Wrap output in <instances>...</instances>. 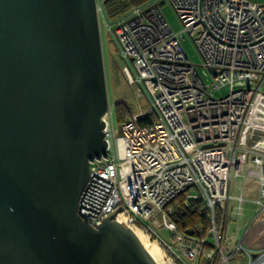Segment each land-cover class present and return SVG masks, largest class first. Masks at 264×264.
<instances>
[{
    "label": "built area",
    "instance_id": "1",
    "mask_svg": "<svg viewBox=\"0 0 264 264\" xmlns=\"http://www.w3.org/2000/svg\"><path fill=\"white\" fill-rule=\"evenodd\" d=\"M163 5L174 12L179 33ZM97 16L117 45L118 62L130 64L133 97L148 110L132 114L114 101L102 117L105 156L88 161L80 214L92 227L113 216L139 231L156 244L162 264H231L239 253L245 264H264V245H243L250 224L234 222L233 244L223 248L228 212L239 218L251 203L252 222L264 220V0H150L114 22L97 3ZM186 37L210 81L188 61ZM223 88L227 93L219 95ZM117 103L130 113L118 132ZM150 116L153 124H140ZM194 200L208 209L209 224L179 233L172 215ZM216 208L223 213L218 226Z\"/></svg>",
    "mask_w": 264,
    "mask_h": 264
},
{
    "label": "water",
    "instance_id": "2",
    "mask_svg": "<svg viewBox=\"0 0 264 264\" xmlns=\"http://www.w3.org/2000/svg\"><path fill=\"white\" fill-rule=\"evenodd\" d=\"M109 108L97 0H0V264H159L78 210Z\"/></svg>",
    "mask_w": 264,
    "mask_h": 264
},
{
    "label": "rangeland",
    "instance_id": "3",
    "mask_svg": "<svg viewBox=\"0 0 264 264\" xmlns=\"http://www.w3.org/2000/svg\"><path fill=\"white\" fill-rule=\"evenodd\" d=\"M99 1L97 0L98 4H100ZM162 10L172 30L176 33H179L181 30V26L174 12L172 11V9L166 5H163ZM100 37H101L102 52H103V59H104V70H105V77H106L107 94H108V100H109L110 106L114 101H120V102L123 101L128 105L132 114H137L140 111H147L148 103L146 101H140L138 103L135 97H133L131 89L127 85L126 76L129 75V73H131L130 64L127 61H124V66H123L122 64L118 62L117 55H119V53H118L117 45L113 40L110 39V35L105 30L103 22L100 26ZM181 44L185 52V55L188 58V61L195 66L197 73L202 77V79L205 82L210 81L207 71L201 66V59L199 55L197 54L191 39L186 37L184 38V40L181 41ZM115 83L117 84V87L118 86L119 87H118L117 92L112 94L111 90ZM226 93H227V88H223L221 89L219 95H225ZM113 125H114L115 131L118 132L117 125L115 123ZM235 182H236L235 178L232 177L231 185H230L231 194L236 193ZM199 229H205V227H202L200 225L197 228L198 232H200ZM261 230H264V228H261ZM261 233H264V232H261ZM158 234L165 241L169 242V237H168V233L166 230L164 229L158 230ZM229 236L230 234L228 235V233L225 236V239L223 242L224 249L231 247L233 244V241L232 239H229ZM143 238L145 239L147 243L152 244L156 247V244L155 243L153 244V242L149 241L144 235H143ZM160 263H161V260H160ZM231 264H245L243 254L239 253V255L237 256V259L232 261Z\"/></svg>",
    "mask_w": 264,
    "mask_h": 264
},
{
    "label": "trees",
    "instance_id": "4",
    "mask_svg": "<svg viewBox=\"0 0 264 264\" xmlns=\"http://www.w3.org/2000/svg\"><path fill=\"white\" fill-rule=\"evenodd\" d=\"M99 1V0H98ZM150 0H100L103 14L106 21L114 22L123 15L127 14L133 8L141 6ZM128 108L123 103L113 104L112 120L119 129L121 125L126 123L130 118ZM155 122V117L150 116L140 122L141 125H150ZM174 222L177 225L179 233L193 234L201 225L207 227L209 224V211L201 200L190 202L188 207H178L172 215ZM223 213L215 209V223L221 224Z\"/></svg>",
    "mask_w": 264,
    "mask_h": 264
},
{
    "label": "crops",
    "instance_id": "5",
    "mask_svg": "<svg viewBox=\"0 0 264 264\" xmlns=\"http://www.w3.org/2000/svg\"><path fill=\"white\" fill-rule=\"evenodd\" d=\"M128 76H126L127 78ZM119 87V86H118ZM118 87H117V84L115 83L112 90H111V93L114 94L117 92L118 90ZM255 194V189L254 187H251L249 189H247L246 191V196L249 197V198H252ZM233 203L230 202L228 204V207L230 208L231 205ZM247 208H248V211L245 212V214L239 218H234L233 216H231V214L228 212V215L226 217V227H225V234L228 233V235L230 234L231 235H234L235 236V233H234V228H233V223L237 222L239 224H242V223H247V224H250V228H249V231L246 235V238L244 240V243L243 245L245 247H250V246H261V245H264V236L262 237H259L260 233L261 232H264V230H261V228H264V220H260V221H254L252 222V216H253V212L250 211L254 206L251 204V203H248L247 205ZM238 236V235H236Z\"/></svg>",
    "mask_w": 264,
    "mask_h": 264
},
{
    "label": "bare ground",
    "instance_id": "6",
    "mask_svg": "<svg viewBox=\"0 0 264 264\" xmlns=\"http://www.w3.org/2000/svg\"><path fill=\"white\" fill-rule=\"evenodd\" d=\"M120 222L123 223V221L120 219ZM132 231L134 232L135 236L137 237V239L140 241V243L142 244V246L144 247V249L148 252V254L159 264L160 263V255L158 253V249L157 247H155L152 244H149L145 241V239L143 238L142 233H140L137 230L132 229ZM154 244V243H153Z\"/></svg>",
    "mask_w": 264,
    "mask_h": 264
}]
</instances>
